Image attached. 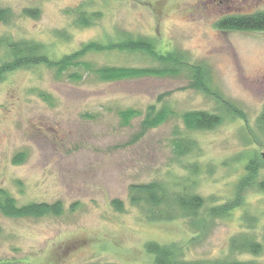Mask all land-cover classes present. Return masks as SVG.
Wrapping results in <instances>:
<instances>
[{
    "label": "rangeland",
    "instance_id": "obj_1",
    "mask_svg": "<svg viewBox=\"0 0 264 264\" xmlns=\"http://www.w3.org/2000/svg\"><path fill=\"white\" fill-rule=\"evenodd\" d=\"M81 5L102 17L77 25ZM0 7L12 11L9 22H0V38L40 41L54 58L123 33L150 37L159 50L182 51L190 63L205 67L212 90L243 113L192 88L187 72L115 82L87 73L78 80L69 72L58 77L45 65L10 73L0 81V188L19 205L60 202L63 211L42 217L0 212V264H152L146 248L151 242L178 246L175 258L183 264L232 257L264 264V246L258 255L233 254L230 247L233 237L246 234L264 244V192L249 189L225 218L207 213L232 199L248 161L264 152V31H223L216 21L237 7L264 10V0H0ZM30 8H38L39 17L23 13ZM5 49L0 47V64ZM87 59L99 66L160 65L116 51ZM150 107L152 114L161 108L173 113L144 131ZM129 108L141 115L125 125L120 112ZM190 110L219 113L223 121L190 131L181 118ZM176 136L196 142L195 149L176 155ZM20 153L22 160L16 159ZM154 181L203 196L204 225L194 227L183 215L153 220L143 203L134 204L130 187ZM114 200L122 201V211Z\"/></svg>",
    "mask_w": 264,
    "mask_h": 264
},
{
    "label": "trees",
    "instance_id": "obj_2",
    "mask_svg": "<svg viewBox=\"0 0 264 264\" xmlns=\"http://www.w3.org/2000/svg\"><path fill=\"white\" fill-rule=\"evenodd\" d=\"M77 14L76 24L79 26L93 25L102 17V11L88 12L79 7L75 11ZM25 15L36 18L40 15L38 8L25 9ZM12 16L10 8L0 7V22H9ZM216 27L220 30L237 31H264V10L247 12L239 7L233 11L225 13L216 21ZM0 47H5L6 57L0 64V81L6 79L7 75L20 69H29L40 65L53 68L57 76H64L69 72L70 76L76 80L82 79L84 74H92L98 80L106 82H115L126 79H135L145 76H176L182 72H187L191 78L190 86L194 89L203 91L206 94L215 96L219 103H224L228 111L240 113L236 106L223 99L216 91L212 90L208 77L205 75V67L195 65L189 62L187 56L182 51L169 50L163 51L157 48L156 42L147 36H133L129 33H123L117 39H111L107 42L92 40L84 43L79 49L65 53L58 58H54L48 52L47 47L40 41L34 39H13V37L0 38ZM116 51L128 54H141L160 63L157 67H136V66H117V65H96L92 60L87 59L91 53H102ZM46 100H50V95L41 93ZM153 108V106H152ZM149 108L148 113L142 120L143 130L156 128L165 123L169 115L173 112L166 108L156 110L152 114ZM122 122L129 125L131 121L140 116L138 109L129 108L120 112ZM244 116V115H241ZM181 118L184 125L190 131H206L214 129L222 123L223 116L219 113H212L205 110H190L182 113ZM261 126L264 125V113L259 119ZM175 154L178 156L186 155L193 151L196 142L191 139L176 136L173 139ZM263 153V152H262ZM262 153H256L246 165V175L240 179L236 185L235 194L232 199L223 204H218L208 210V217L225 218L230 216L234 210L239 208L245 200V195L249 189L258 192H264V158ZM23 154L20 153L16 159L22 160ZM131 200L134 204L143 203L147 207V213L153 220H172L178 216H184L191 221V225H204L205 221L199 220V214L204 209L206 199L191 191L176 189L166 182H144L136 183L130 187ZM114 206L117 210H123V203L120 200H114ZM63 211L60 202H29L19 205L16 198L6 189L0 188V212L10 217H42L46 215H60ZM247 223L253 224L256 220L246 219ZM264 244L252 235L233 237L231 240V251L233 254L251 253L258 255L262 252ZM148 252L154 256L152 264H183L177 258V252H181L178 246L161 245L157 242L148 243L146 246ZM176 257V258H175ZM96 264H122L98 262ZM189 264V263H188ZM200 264V263H199ZM213 264H252L251 262L240 261L237 258L222 259Z\"/></svg>",
    "mask_w": 264,
    "mask_h": 264
},
{
    "label": "water",
    "instance_id": "obj_3",
    "mask_svg": "<svg viewBox=\"0 0 264 264\" xmlns=\"http://www.w3.org/2000/svg\"><path fill=\"white\" fill-rule=\"evenodd\" d=\"M262 156H263V158H264V152L262 153Z\"/></svg>",
    "mask_w": 264,
    "mask_h": 264
}]
</instances>
